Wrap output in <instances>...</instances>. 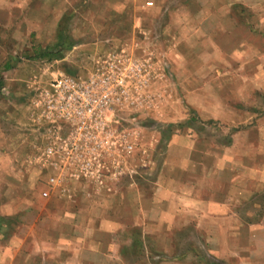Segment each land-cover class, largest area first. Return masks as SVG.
<instances>
[{"label": "rangeland", "instance_id": "rangeland-1", "mask_svg": "<svg viewBox=\"0 0 264 264\" xmlns=\"http://www.w3.org/2000/svg\"><path fill=\"white\" fill-rule=\"evenodd\" d=\"M150 1L27 0L25 8L9 10L7 18L20 20L14 28L20 31L17 34L18 29L13 32L11 28L0 40L4 46L0 51V178L8 179L5 183L0 179V206L17 209L21 202L15 200L20 195V205L43 211L47 223L53 221L55 212L83 210L88 205L123 211L135 203L134 196L146 209V194L155 190L162 163L169 156L183 155L178 146L183 150L188 144L196 150L192 158L199 160L203 156L210 160L211 153L214 163L220 161L215 156L235 139L239 144L246 141L254 152L258 145L264 146V7H254L255 14L248 4L258 0L247 1L246 9L235 0L236 5L221 12L226 15L224 25H218L215 32L212 27L213 33L201 35V40H187L172 20H187L185 11L179 13L178 9L191 1L152 0L149 5ZM190 9L193 17L199 16L196 9ZM63 15L67 18L60 20ZM53 20L60 24L55 27ZM212 25L211 19L207 26ZM58 27L74 40V45L58 59L31 58L35 48L54 43ZM120 49L151 64L153 72L141 104L114 111L118 122L112 123L113 128L134 141L133 151L106 155L101 181L95 174L84 177L75 168L41 166L37 174L28 168H14L23 161L42 162L40 157L48 145L49 125L36 118L33 108L36 88L59 73L86 77L98 58ZM56 130L62 137L68 129ZM179 136L187 140L180 142ZM169 144L177 146L175 152L168 151ZM56 171L63 172L65 182L52 187L47 179ZM43 190H49V196H43ZM130 193L132 201L128 199ZM5 196H9V202L1 201ZM261 196L264 192L253 196L243 209L257 213ZM253 214L251 219L256 217ZM8 223L22 226L16 214L8 218ZM28 228L25 225V231ZM141 236L148 240L145 234L132 233L134 241L142 240ZM164 237L171 245V258L196 255V264H227L209 253L205 234L192 226ZM127 258L141 259V255Z\"/></svg>", "mask_w": 264, "mask_h": 264}, {"label": "crops", "instance_id": "crops-1", "mask_svg": "<svg viewBox=\"0 0 264 264\" xmlns=\"http://www.w3.org/2000/svg\"><path fill=\"white\" fill-rule=\"evenodd\" d=\"M26 1L0 0L1 42L7 32L20 22L7 18L9 10L25 8ZM190 1L178 9L179 13L185 11L187 20H178L179 17L172 20L187 40H201V35L215 32L218 25H224L222 19L226 15L221 12L236 5L235 0ZM240 1L244 4L241 7L246 9L249 0ZM149 5H152V0ZM248 5L253 7L252 12L254 7L261 10L264 0ZM191 6L199 16L191 15ZM50 8L53 7L50 5ZM179 13L176 12L178 16ZM211 19L213 25L208 27ZM58 22L51 21L55 27ZM16 29L18 34L20 30ZM0 49H4L1 44ZM181 138L183 136H179L178 141L187 140ZM193 142L194 146L195 140ZM175 147V144H169L168 151L175 152ZM188 147L186 144V148L180 150L178 146L183 155L169 156L162 163L161 175L154 182L155 190L146 194V209L134 196L135 203H130L131 208L123 211L103 209L101 204L95 207L88 205L83 210L55 212L53 221L47 223L43 219V211L34 206L33 210L21 206L23 197L20 195L15 200L21 202L17 209L10 211L9 205L2 204L0 216L16 214L22 226L8 222L0 226V264H187V261L196 264V255L171 258L168 255L171 245L164 237L190 226L205 234V247L210 248L209 253L215 259L227 264H264V197L261 196L262 203L257 213L243 209L253 196L263 195L264 146L258 145L257 152H254L246 141L239 144L235 139L222 154L215 156L220 160L218 163L210 161L213 158L211 153L210 160L205 156L200 160L192 158L191 153L196 150ZM234 153L240 156H234ZM33 161H23L15 164L14 168H28L35 174L40 173V164ZM0 179L3 183L8 180L6 177ZM130 195L128 199L132 201ZM9 200V196H5L1 201ZM252 214L255 219H251ZM25 225L29 227L27 231ZM132 233L145 234L148 240L141 236L142 240L137 238L134 241ZM161 234L162 240L158 244ZM157 249L160 252H155ZM157 253H161L159 257H156ZM128 255H141V259L130 261Z\"/></svg>", "mask_w": 264, "mask_h": 264}, {"label": "built area", "instance_id": "built-area-1", "mask_svg": "<svg viewBox=\"0 0 264 264\" xmlns=\"http://www.w3.org/2000/svg\"><path fill=\"white\" fill-rule=\"evenodd\" d=\"M152 74L151 64L120 49L98 58L86 77L59 73L37 87L32 99L35 116L49 125L40 166L75 168L84 177L95 174L101 181L105 156L118 150L130 153L134 148L126 133L113 128L112 123L118 122L114 111L141 104ZM59 127L68 129L62 137L57 134ZM64 179L63 172L56 171L49 174L47 183L61 186ZM41 193L49 196V190Z\"/></svg>", "mask_w": 264, "mask_h": 264}, {"label": "trees", "instance_id": "trees-1", "mask_svg": "<svg viewBox=\"0 0 264 264\" xmlns=\"http://www.w3.org/2000/svg\"><path fill=\"white\" fill-rule=\"evenodd\" d=\"M64 15L60 20H65ZM60 24V23H59ZM58 24V25H59ZM56 40L50 46L46 47H37L34 49L33 56L31 58L35 59H46V60H54L61 57L63 51L70 49L74 45V40L64 32V30L60 27L57 29ZM10 65H6V68H9ZM1 87V82H0ZM9 217L0 216V226L6 224L8 222Z\"/></svg>", "mask_w": 264, "mask_h": 264}]
</instances>
